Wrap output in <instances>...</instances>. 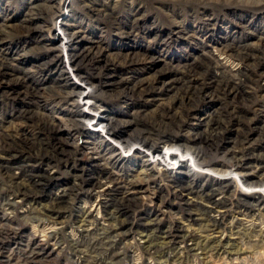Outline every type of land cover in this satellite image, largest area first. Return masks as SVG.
Here are the masks:
<instances>
[{"label":"rangeland","instance_id":"obj_1","mask_svg":"<svg viewBox=\"0 0 264 264\" xmlns=\"http://www.w3.org/2000/svg\"><path fill=\"white\" fill-rule=\"evenodd\" d=\"M50 1L0 0V28L7 31L0 37V228L7 231L0 239V264H264V205L242 206L243 201L264 199V188L257 186L264 180V0H70L72 7L64 9L65 16L34 24L43 34L17 29L34 5L49 6ZM78 31L77 51H102L98 64L103 67L82 62L77 77L62 39ZM54 32L59 51L47 52L42 41ZM238 51L253 58L242 59ZM57 63L65 67L64 75ZM191 63L197 73H184L185 64ZM80 76L93 86L81 83ZM185 79L199 87L221 81V89L230 84L240 92L226 96L219 90L221 95L212 100L198 96L193 106H184L176 95ZM18 80L42 92L75 82L86 91L110 81L117 84L95 89L85 105L81 93L75 104L50 92L26 96ZM141 88L150 89L148 96L140 94ZM219 109L223 111L217 115ZM97 110L104 120L112 117L137 125L117 128L114 138L104 125L94 126L96 121L83 120L85 127L79 132L70 129L76 112L93 116ZM186 111L184 118L180 112ZM175 117L184 120L178 130L169 125ZM213 119H223V133L211 145L205 140L212 133L208 123ZM42 120L43 129L38 125ZM153 120L155 129L166 130L168 136L167 142H157L163 153L174 146L188 154L187 167L170 166L169 180L158 171L150 178L156 166L152 160L120 144L140 127L153 125ZM8 136L47 140L49 150L55 152L57 144L65 154L59 162L47 163L27 144L32 154L19 156L6 150L19 147L10 139L3 147ZM112 146L119 149L110 152ZM190 149L201 156L191 158ZM25 168L54 180L38 193L20 196L17 185L35 180L24 174ZM94 174L103 185L99 189L118 190L99 195L88 182ZM211 175L229 184V192L215 193L217 205L179 186L185 182L207 186ZM133 182H142L141 188H132ZM72 185L83 187L68 193L64 207L55 209V199ZM121 197L134 198L135 208L118 210L110 218L104 205ZM154 221L159 226L154 227ZM171 233L181 236H170L175 240L172 246ZM152 245L160 247L151 249Z\"/></svg>","mask_w":264,"mask_h":264},{"label":"bare ground","instance_id":"obj_2","mask_svg":"<svg viewBox=\"0 0 264 264\" xmlns=\"http://www.w3.org/2000/svg\"><path fill=\"white\" fill-rule=\"evenodd\" d=\"M85 2V0H84ZM73 3V2H72ZM52 4V5H51ZM55 4V5H54ZM49 6H45V5H38L35 6L33 10H31V13H29V15H27L26 18H24V21L21 23V25H19V27L17 29L22 30L23 32H25V34H31V33H44V30L42 28H39L38 26H34V24L37 23H44V22H50V20L55 17L57 14H60L61 16H65V11L64 9L72 7L71 5V1L70 0H51L50 3L48 4ZM86 5V4H85ZM73 10V9H71ZM70 11V9H69ZM65 20V18L63 19ZM38 27V28H37ZM50 29H52V25L50 27ZM4 30H1L0 28V37L3 35ZM9 32V31H8ZM79 31L78 32H74L72 34H68L67 37L65 38L66 41H64L65 39H62V43L65 46V48L68 49V56L70 57V67L72 68V71L75 73V75H77L78 77V73H79V66L82 62H90L92 65H94L95 69H98L99 67H101L102 65L98 64L99 58L103 57L102 55V51L97 52V51H93L91 48L90 49H86L84 51H77V46L79 45V41H77L79 39ZM53 37L50 38H45L42 41V46H45L44 48H46L47 52H55V51H59V48L57 47V35L54 32L53 33ZM33 37V36H32ZM42 38V37H41ZM99 50V49H98ZM244 52V51H243ZM241 51H238L237 54L242 57V59H251V57L253 58V56H249V53H243ZM250 52V51H248ZM252 53V52H250ZM255 54V53H254ZM257 55V54H256ZM59 57V56H58ZM55 62V61H54ZM106 63V62H105ZM49 64V63H48ZM192 64V63H191ZM205 64V63H204ZM257 64V63H256ZM255 64V65H256ZM259 64V63H258ZM54 65V64H53ZM112 65V64H111ZM186 65L187 70H185L184 73H197L194 72L195 67H193L194 65ZM201 65V64H200ZM105 66V65H104ZM103 67V66H102ZM65 68V67H64ZM63 67H61L58 63L56 65V69H58V71L60 72L61 75L65 74V69ZM100 69V68H99ZM108 69V68H107ZM69 71V70H68ZM101 71V70H100ZM102 72V71H101ZM182 72V71H181ZM72 73V72H71ZM238 73H242V70H240ZM245 73V72H244ZM243 73V74H244ZM4 74V73H3ZM8 74V73H5ZM183 74V73H182ZM238 75V74H237ZM236 75V76H237ZM240 75V74H239ZM238 75V76H239ZM249 75V74H247ZM182 77V76H181ZM184 78V77H183ZM188 78V77H187ZM243 78V77H242ZM241 78V79H242ZM251 78V77H249ZM88 79V78H87ZM86 79L85 76H80L79 80L82 82H86L89 83V81ZM190 79V78H188ZM186 80V79H185ZM244 80V79H243ZM19 81V80H18ZM182 81V78H181ZM109 82V80H105V83ZM9 83V82H6ZM20 84H22L25 87V92L23 91V93L32 95L33 98L35 97H44V93L48 92L47 94L52 93L51 96H56L59 99H62L64 101H72L73 104L77 103V93H81L80 94V98L83 99L85 101V105L89 104V102L91 101L90 99V94L92 92H95V89L97 90V88H101L103 89L104 86L108 87V86H112L115 85L113 83H111V81L107 84L103 85H99L97 84V86H95V89L92 91H86V88L83 87V85L81 83H72L70 85L65 84L68 87H64V85H59L58 87H48L46 88L43 92L40 91L38 88H34L31 87L30 85H27L25 83V80L19 81ZM97 83V82H96ZM183 84L182 89L179 88V93L176 95V99L178 98L179 100H181V103L184 104V106H193L194 101L197 99V97H204L205 100H212L214 97L219 96V90L223 92V95H233L235 93H237L239 90L237 88V86H232L230 84H225V88L221 89L223 82L221 81H213L210 82L209 85L205 86V85H200L199 86H195L193 84V82H191L190 80H186L181 82ZM197 83V82H196ZM248 83V82H247ZM246 83V84H247ZM18 84V83H17ZM91 85V87L93 86L92 83H89ZM89 84H87L89 86ZM156 84V83H155ZM237 84V83H236ZM57 86V85H56ZM205 86V87H204ZM224 86V85H223ZM239 86V85H238ZM143 87V86H142ZM147 87V86H146ZM240 87V86H239ZM40 88V87H39ZM65 88H71L70 91L66 92ZM65 89V90H64ZM133 89V88H132ZM131 91V89H129ZM142 90V88H141ZM241 90V89H240ZM148 91L150 92V89H143L142 92L140 93L142 96L146 95L148 96ZM140 92V91H139ZM138 92V93H139ZM240 92V91H239ZM32 93V94H31ZM134 93V92H132ZM130 94V93H129ZM134 95V94H133ZM221 95V94H220ZM244 95V94H243ZM27 96V95H26ZM131 96V95H130ZM237 96V95H236ZM50 97V96H49ZM235 97V96H234ZM48 98V97H47ZM219 98V97H218ZM244 98V97H242ZM101 99V98H100ZM103 99V98H102ZM224 100V99H223ZM247 100V99H246ZM83 101V102H84ZM230 101V100H229ZM196 102V101H195ZM222 102V101H221ZM230 103V102H229ZM181 105V104H180ZM225 106V105H224ZM226 108V106L224 107ZM91 109V108H90ZM186 110V109H185ZM232 110V109H231ZM98 111V110H97ZM165 111V110H164ZM223 110L219 109L218 111H216L215 113L217 115H220ZM159 112V111H158ZM233 112V111H231ZM239 112V111H238ZM230 113V112H229ZM102 114L100 113V111H98L97 115L93 114V116L90 113H83L81 111L76 112L74 118H71V126L70 129L76 132H79L80 130H82L85 127V124L83 122V120H88V122H90V124L92 122L96 121V124H94V126L98 127L99 125H104V129L107 135L111 136V138H114L115 136H117V128H125L127 126H133V125H137V121L132 123V122H124L122 123V121L120 120V122L115 121L116 119L110 117L107 120H104L103 117H99V115ZM162 114V113H161ZM173 115V114H171ZM180 115L187 116L188 115V111H186L185 113H181ZM226 116V114H224ZM228 115V114H227ZM230 115V114H229ZM26 119L29 120L31 119V117H29L28 115H26ZM161 116V115H160ZM174 116V115H173ZM165 117V115H162L161 118ZM169 117V116H168ZM223 117V116H222ZM236 117V116H235ZM160 118V120H161ZM175 123H171L169 125H171L172 129H180L184 126V120H181V117H175ZM239 118V117H238ZM156 119V118H155ZM225 119V118H224ZM242 119V118H241ZM164 120V119H163ZM207 120V119H206ZM233 121V120H232ZM162 120L160 121V124ZM164 122V121H163ZM211 122V120H210ZM32 123V122H31ZM30 123V124H31ZM139 123V122H138ZM141 123V122H140ZM148 123V122H147ZM168 123V122H167ZM212 123V124H211ZM208 123V125L210 126V128L212 129V133L206 137L205 141H211L214 138H217L219 136H221V134L223 133L222 131H220L223 126L221 125L223 123V119H217ZM93 124V123H92ZM153 125H147L146 128H142L140 127L139 129H137V131H134L133 134L129 135L128 137L124 138L123 141H121L122 143L121 146L122 148L125 149V147L127 145L131 146L129 150H132L133 148H135V152L139 153V154H143L145 153L148 158V160H152L153 164L159 167V170H156L155 167L156 166H152L153 168L150 170L149 176L150 178H153L155 176V173H161L166 179L169 180V174L168 171L170 170V166L174 165V166H181V167H187V164H185V156H187L188 154H183L181 153V151L179 149H175L174 146L169 147L167 149L166 152H162V150L159 148L158 146V141L159 140H163V142H167L168 141V136L166 135V130L164 131H158L155 129V120H153ZM207 124V123H206ZM40 125L39 128L43 129L44 126L46 125L45 120L38 124ZM162 126V125H161ZM160 126V127H161ZM139 127V126H138ZM165 127V126H163ZM162 127V128H163ZM33 128V127H32ZM35 128V127H34ZM226 128V127H225ZM52 129V128H51ZM136 130V128L134 129ZM171 130V129H170ZM174 130V131H176ZM44 131V130H43ZM97 131V130H95ZM225 131V130H224ZM49 132V131H48ZM51 132V131H50ZM164 132V133H163ZM226 132V131H225ZM41 133V132H40ZM85 133V132H84ZM21 134V133H20ZM50 134V133H49ZM208 134V133H207ZM18 135V134H17ZM35 135V134H34ZM25 136V135H24ZM27 136V135H26ZM2 137V136H1ZM0 137V138H1ZM22 137V136H21ZM31 137V136H30ZM90 137V136H89ZM3 138V137H2ZM6 138V137H5ZM11 137L8 136L6 138V140H4V145L3 147L5 148L7 145V139H10ZM42 138V137H40ZM56 138V137H55ZM201 138V137H200ZM60 139V138H58ZM203 139V138H202ZM20 140V141H19ZM1 141V140H0ZM10 141L13 143L15 142L16 145H19V147L13 148V147H6V150H13L15 153H18L19 156L24 155L25 153L28 154L31 153L32 151L28 150L26 146H28V148L30 147V149H34V153H36L37 157H40L39 159L42 161H46L47 163H53L54 164L61 159L60 156H62V154H65V149L57 144H54V148L56 149L55 152H52L51 150H49L48 146L49 143L47 140H40L39 142L35 140H28L25 138H19L17 140V137L14 138V136L12 137V139H10ZM2 142V141H1ZM238 142V141H237ZM1 144V143H0ZM9 144V143H8ZM28 144V145H27ZM111 144V143H110ZM201 144V143H200ZM211 144V142H210ZM238 144V143H237ZM139 147H138V146ZM212 145V144H211ZM199 147V146H198ZM197 147V148H198ZM206 147V146H204ZM18 148V149H17ZM196 148V147H195ZM212 148V147H210ZM2 149V148H1ZM117 149H119L117 146H112L109 147L110 152H115ZM173 150H179V152L173 151ZM191 150V149H190ZM188 150V152H192L189 153V155H191V158L193 159H198L201 155V152H197V151H190ZM194 150V149H193ZM200 150V149H199ZM207 150V149H206ZM15 153L12 155L14 156ZM17 154V155H18ZM205 154L202 152V155ZM26 155V154H25ZM72 156V153L70 154ZM113 155V154H112ZM111 155V156H112ZM11 156V157H12ZM206 156V155H205ZM204 156V157H205ZM209 156V155H208ZM9 157V156H8ZM35 157V156H34ZM183 157V158H182ZM112 158V157H111ZM203 158V157H202ZM201 159V158H200ZM10 161V159H8ZM8 161V162H9ZM166 161L167 162L166 164ZM174 162V163H172ZM29 163V162H28ZM1 164V163H0ZM145 164V163H144ZM161 167V168H160ZM150 168V167H149ZM4 169V168H3ZM158 169V168H157ZM5 171V170H4ZM24 174L31 176V178H35V180H32V183H30V185H26V184H18L17 185V193L21 195H27L28 193H38L42 190H44V188L49 185V183H51L52 180H54V176H50L47 175L44 172H41L40 170H36V169H24L23 170ZM189 175V173H187ZM7 175V174H6ZM25 175V176H26ZM209 175V174H208ZM16 176V175H15ZM211 179L208 182L207 186L205 185H197L193 182H185V183H180V187L183 191H187L190 194H194L196 197L200 198L202 201H206L208 203H212V204H216L217 202L214 201V195L216 192H229V184L225 183V178L220 177H214L213 175L209 176ZM22 178V177H21ZM26 179V178H24ZM30 180V179H29ZM227 180V179H226ZM171 181V180H170ZM173 182H176L175 179L172 180ZM29 182V181H28ZM89 184H92V186H94L95 188L93 190H96V188H102L103 185L101 184L100 180H99V176L98 175H92L90 176L89 179ZM143 182V181H142ZM142 182L138 183V182H133L131 183L132 188H141ZM23 183V182H22ZM254 184V183H253ZM258 187H263L264 188V180H262L261 182L258 181L257 183ZM13 185V184H12ZM16 185V184H15ZM174 186V185H173ZM250 186H253L252 184ZM81 187H83L82 185H72L70 186L68 189H64L62 191L61 194H59V196L55 199V203H54V208L58 209L61 208L64 205L65 202V197L68 195V193L70 194H74L75 190L80 189ZM178 187V188H180ZM119 187H115L111 188L110 186H106L104 189H99L96 190L97 193H99V195H106V194H110L113 191H117ZM176 188V187H175ZM13 191V190H12ZM76 192V191H75ZM114 193V192H113ZM119 197V196H118ZM128 197V196H127ZM24 198V197H23ZM112 199V198H111ZM111 202V201H110ZM12 205V203H10ZM15 204V203H13ZM136 201L134 198H126V197H121V198H117L114 201H112L109 205H104L105 212L110 216V218H112L114 216L115 212H118V210H122L125 208H135L136 205ZM10 205V206H11ZM264 205V199L261 197H258V199L255 200V202H248V201H243L242 202V206L245 208H251V207H255V206H262ZM107 206H116L117 209H114L115 211H111L110 209H107ZM64 207V206H63ZM54 208H52L53 210H55ZM127 210V209H126ZM135 210V209H134ZM139 211V210H138ZM137 213V212H136ZM120 215V214H119ZM116 219V218H115ZM129 219V218H128ZM52 221V220H51ZM122 221V219H121ZM129 221V220H128ZM118 222V221H117ZM129 224V223H128ZM151 224V223H150ZM123 225V224H122ZM152 225L155 227V225L159 226V222L154 221L152 223ZM213 225H215V221H213ZM117 226V225H116ZM121 226V225H120ZM36 228V227H35ZM55 228V227H54ZM159 228V227H158ZM3 228H0V239L2 237L3 234H5V232L2 230ZM8 230V229H7ZM110 230V229H109ZM170 230V229H169ZM132 233V232H131ZM175 233V232H174ZM170 234V233H169ZM8 235V234H7ZM128 235V233H127ZM170 236H175L176 238H180L181 236L178 234H172L168 236V239H170ZM167 238V237H166ZM185 238V237H184ZM175 240L170 239L168 240V244L171 245V243H173ZM158 245V244H157ZM153 246V245H152ZM151 246V247H152ZM164 246V245H162ZM172 246V245H171ZM160 246H153V248L151 249H156L158 250ZM144 250L146 252H148L150 250V248L147 246H144ZM164 250V249H163ZM153 251V250H152ZM161 251V250H160ZM35 253V252H34ZM33 253V254H34ZM37 253V252H36ZM40 254V253H39ZM36 262V260H35Z\"/></svg>","mask_w":264,"mask_h":264}]
</instances>
